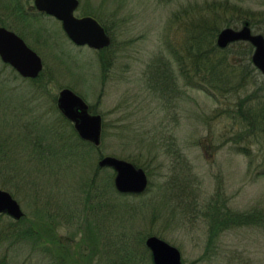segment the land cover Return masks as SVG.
<instances>
[{"label": "rangeland", "instance_id": "obj_1", "mask_svg": "<svg viewBox=\"0 0 264 264\" xmlns=\"http://www.w3.org/2000/svg\"><path fill=\"white\" fill-rule=\"evenodd\" d=\"M79 1L75 15L100 21L109 48L75 46L34 0H0V23L44 63L32 81L0 59V189L26 214L20 222L0 216V264H57L58 253L59 264H153L150 236L176 247L182 264H264V126L240 115L258 110L252 97L264 102L253 49L231 47V69L211 79L172 54L186 57L188 29L200 20L216 18L220 30L249 21L264 35V0ZM64 88L102 116L100 147L79 140L59 112ZM57 139L73 147L62 150ZM102 156L143 168L147 192L117 193L114 171L98 169ZM92 177L102 198L87 183ZM43 206L53 211L48 219L35 214ZM216 206L262 220L224 228L211 241Z\"/></svg>", "mask_w": 264, "mask_h": 264}, {"label": "water", "instance_id": "obj_2", "mask_svg": "<svg viewBox=\"0 0 264 264\" xmlns=\"http://www.w3.org/2000/svg\"><path fill=\"white\" fill-rule=\"evenodd\" d=\"M79 4V0H34V7L39 13L61 21L64 32L76 46H87L97 51L108 48L112 43L111 38L95 18L75 16ZM237 42L250 43L255 47L252 63L264 77V36L253 34L249 23H245L239 30L225 28L217 37V46L222 50ZM0 59L25 79L38 78L44 68L39 55L30 49L22 38L5 27H0ZM57 107L62 115L73 123L81 140L95 147L101 145L102 116L91 114L82 97L65 88L58 95ZM98 166L115 171L114 186L120 194L141 195L149 186L146 172L125 160L106 156L98 162ZM0 214L8 215L17 221L25 216L18 201L2 189ZM145 245L152 254L154 264H182L181 252L159 237H148Z\"/></svg>", "mask_w": 264, "mask_h": 264}, {"label": "trees", "instance_id": "obj_3", "mask_svg": "<svg viewBox=\"0 0 264 264\" xmlns=\"http://www.w3.org/2000/svg\"><path fill=\"white\" fill-rule=\"evenodd\" d=\"M14 9L19 11L21 7L19 5L17 7H14ZM214 22H217L216 18H213V20H209V21L200 20L199 22H197L194 28H192L193 27L192 26L188 29V32H187L188 34L186 36L187 38L184 41L186 45V46L184 45V50H187L186 57L179 55V54H175L176 50H173V53L171 52L172 54H174L175 62L179 63L182 60L183 62H187L191 64L192 72L194 73V75L202 76L205 79L207 78L211 79V77L225 73L227 69L230 68L228 67L229 58L225 57V55L229 54L231 47H237L238 45L242 44V43H235L229 46L225 50L219 49L216 45V38H217L218 33L220 32V28L217 25V23L214 24ZM244 22H249V21H244ZM0 25L4 27L5 23H0ZM249 48H250V51L248 54H251L253 48L252 46H249ZM235 54H238V53H235ZM103 63L105 64L104 65L105 70L109 69L110 62L108 63V65H106L105 61H103ZM258 74L261 75L260 73ZM189 75H191L190 72H189ZM241 80L244 81V75H241ZM262 81H263V86H264V80ZM249 100H253V101L258 100L257 104H260V107H258L257 111H253V112L248 111L247 115H244L243 112H241L240 115L242 116V122H245V123L248 122L250 126H253V125H256L257 119L255 117H257L259 121L263 122L261 126H264V106L262 104L264 102H262L259 98H253V97ZM249 100L243 101L242 104ZM59 140L62 141L61 138H59ZM60 141H58L57 139L55 143H58L60 146H64L62 150H65V148L66 150H68L67 147H73L72 144L66 139H64V143L62 144ZM88 144L89 143H87L86 145ZM11 145L13 149L17 148V147H14L13 144ZM50 148H51V153H52V150L53 152H56L58 150L57 147L54 145H52ZM3 149H4V145L1 142L0 143V153L4 151ZM102 157H100V159ZM87 183H89L90 188H94L96 190L97 196L98 197L100 196V198H102L103 195L101 193H103L104 191L102 189L103 186L101 187L99 186V183L96 181V178L92 177L88 179ZM99 206L100 204L98 203L96 204V206H93V209H95V207L98 209ZM51 213L53 214V211H48L47 206H43V208L38 209L35 214L37 215V217L42 216L44 219H48ZM215 213L216 215L213 218L211 233L209 234L211 241H213L214 238L218 236L223 231L224 228L241 226V225L243 226L249 225L251 224L250 222L251 218H255L256 222H260L262 220L261 217L258 215L256 216V215H249V214L234 213L233 211L228 209L226 206H222V207L216 206ZM65 216H66V219L73 217L72 215H67V214H65ZM28 234H26L25 236H27ZM123 259H125V257H123ZM123 259L121 260L120 258L119 260H116V261L123 262ZM61 260H65L64 256L62 253L61 255L60 253H58L56 256V261L58 262L57 264H59ZM127 264H138V263L135 261V259H132L130 261H127Z\"/></svg>", "mask_w": 264, "mask_h": 264}]
</instances>
